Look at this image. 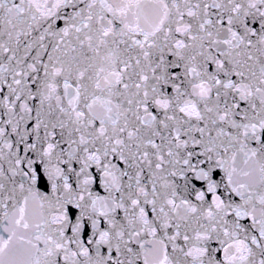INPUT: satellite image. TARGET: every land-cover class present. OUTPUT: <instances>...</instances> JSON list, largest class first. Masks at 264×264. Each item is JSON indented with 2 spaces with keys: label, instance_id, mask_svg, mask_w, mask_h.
Masks as SVG:
<instances>
[{
  "label": "snow or ice",
  "instance_id": "6c2138e0",
  "mask_svg": "<svg viewBox=\"0 0 264 264\" xmlns=\"http://www.w3.org/2000/svg\"><path fill=\"white\" fill-rule=\"evenodd\" d=\"M0 264H264V0H0Z\"/></svg>",
  "mask_w": 264,
  "mask_h": 264
},
{
  "label": "water",
  "instance_id": "95a60500",
  "mask_svg": "<svg viewBox=\"0 0 264 264\" xmlns=\"http://www.w3.org/2000/svg\"><path fill=\"white\" fill-rule=\"evenodd\" d=\"M43 191H47V187H46V184L45 182L41 181L40 185H38Z\"/></svg>",
  "mask_w": 264,
  "mask_h": 264
}]
</instances>
